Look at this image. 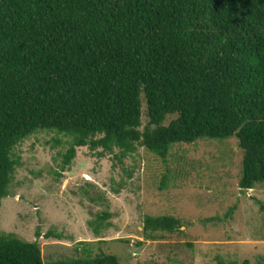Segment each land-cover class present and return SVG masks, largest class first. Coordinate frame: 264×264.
Here are the masks:
<instances>
[{"label": "trees", "instance_id": "16d2710c", "mask_svg": "<svg viewBox=\"0 0 264 264\" xmlns=\"http://www.w3.org/2000/svg\"><path fill=\"white\" fill-rule=\"evenodd\" d=\"M39 130L71 139L65 167L82 146L165 161L172 145L236 137L238 187L264 183V0H0V207L14 148ZM89 200L106 205L87 222L101 237L108 201ZM143 223L146 238L181 228L170 215ZM0 264L45 263L37 242L0 230ZM53 264L122 263L84 248Z\"/></svg>", "mask_w": 264, "mask_h": 264}, {"label": "rangeland", "instance_id": "374dc122", "mask_svg": "<svg viewBox=\"0 0 264 264\" xmlns=\"http://www.w3.org/2000/svg\"><path fill=\"white\" fill-rule=\"evenodd\" d=\"M145 108L143 102L141 129ZM70 141L52 130L21 141L13 150L19 165L10 194L1 200L0 230L37 242L45 264L78 257L84 248L122 264H264L257 202L264 204V183L238 187L243 153L236 137L172 145L165 161L142 146L121 163L114 153L100 157L82 146L65 167ZM101 193L110 227L95 237L87 222L106 205L89 199ZM145 215L174 216L181 228L146 238Z\"/></svg>", "mask_w": 264, "mask_h": 264}]
</instances>
